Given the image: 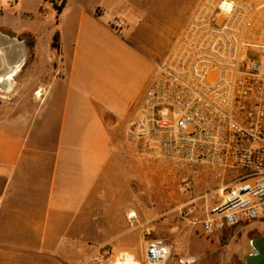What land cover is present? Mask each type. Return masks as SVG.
<instances>
[{
    "label": "crops",
    "instance_id": "1",
    "mask_svg": "<svg viewBox=\"0 0 264 264\" xmlns=\"http://www.w3.org/2000/svg\"><path fill=\"white\" fill-rule=\"evenodd\" d=\"M21 1L12 20L0 10V33L21 39L37 85L31 105L0 107V264H138L128 250L136 238L123 233L137 207L128 194L147 172L129 134L144 92L121 101L102 69L122 52L156 63L103 18L122 0H63L55 23L43 0ZM103 247L109 258L92 262Z\"/></svg>",
    "mask_w": 264,
    "mask_h": 264
},
{
    "label": "built area",
    "instance_id": "2",
    "mask_svg": "<svg viewBox=\"0 0 264 264\" xmlns=\"http://www.w3.org/2000/svg\"><path fill=\"white\" fill-rule=\"evenodd\" d=\"M14 3L16 0H7ZM63 0H43L58 16ZM116 32L122 18L109 24ZM264 51V0H198L144 92L133 140L185 173L178 218L207 235L242 220L264 222V74L249 51ZM127 224L140 228L136 212ZM146 237L138 264H167L171 243ZM108 248L91 257L105 262Z\"/></svg>",
    "mask_w": 264,
    "mask_h": 264
},
{
    "label": "rangeland",
    "instance_id": "3",
    "mask_svg": "<svg viewBox=\"0 0 264 264\" xmlns=\"http://www.w3.org/2000/svg\"><path fill=\"white\" fill-rule=\"evenodd\" d=\"M197 2L198 0H122L119 13L115 14L114 9H108L103 18L124 19L126 27L123 32L126 38L158 63L166 56ZM25 3L28 4L27 1ZM21 4V0L11 4L7 0H0V10L6 14L5 19H14L15 8ZM45 8L46 19L55 23L57 17L53 16V9L49 6ZM67 10L63 11L61 17L67 14ZM29 58V55L26 56L14 77L13 90L8 93L0 90V107L4 106V110L19 102L24 104L25 100L29 105L33 103V89L37 84L34 80L26 79V69L31 65ZM254 59L259 60L264 74V51L250 50L248 60ZM104 62L103 76L108 86L116 87L121 101L131 90L141 89L145 92L155 74V68L149 60L136 59L123 52L105 56ZM138 142L142 144L140 147L144 151L147 172L144 189L134 190V184L131 186L134 192L128 194L130 202L137 206L129 212H136L142 224L140 228H133L125 223V228L129 230L123 233L124 236L136 238L134 246L128 247V250L140 257L146 238L143 231L147 228L149 237H162L171 243L169 264H181L178 263L180 258L194 259L190 264L243 262L252 251L249 241L264 234V222L242 220L230 229L210 235L205 234L199 225L185 224L175 211V207L187 199V194L180 191L185 173L161 159L157 149L145 139H139Z\"/></svg>",
    "mask_w": 264,
    "mask_h": 264
},
{
    "label": "bare ground",
    "instance_id": "4",
    "mask_svg": "<svg viewBox=\"0 0 264 264\" xmlns=\"http://www.w3.org/2000/svg\"><path fill=\"white\" fill-rule=\"evenodd\" d=\"M26 58L22 42L0 33V90L8 93L14 88V77ZM251 254L255 253V240L249 241Z\"/></svg>",
    "mask_w": 264,
    "mask_h": 264
},
{
    "label": "water",
    "instance_id": "5",
    "mask_svg": "<svg viewBox=\"0 0 264 264\" xmlns=\"http://www.w3.org/2000/svg\"><path fill=\"white\" fill-rule=\"evenodd\" d=\"M15 39L22 42L20 38L15 37ZM251 240H255L256 251L254 254L250 253L240 264H264V234L253 237Z\"/></svg>",
    "mask_w": 264,
    "mask_h": 264
},
{
    "label": "trees",
    "instance_id": "6",
    "mask_svg": "<svg viewBox=\"0 0 264 264\" xmlns=\"http://www.w3.org/2000/svg\"><path fill=\"white\" fill-rule=\"evenodd\" d=\"M63 5H64V1H63V4H62L60 10L62 9ZM57 42H58V37H57V35H54L53 41H52V46L53 47H57ZM28 46L31 47V44L28 43Z\"/></svg>",
    "mask_w": 264,
    "mask_h": 264
}]
</instances>
